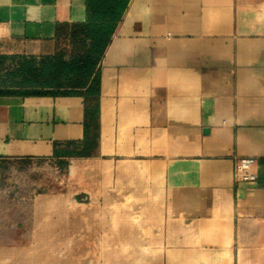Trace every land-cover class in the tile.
Wrapping results in <instances>:
<instances>
[{
  "label": "crops",
  "instance_id": "obj_1",
  "mask_svg": "<svg viewBox=\"0 0 264 264\" xmlns=\"http://www.w3.org/2000/svg\"><path fill=\"white\" fill-rule=\"evenodd\" d=\"M84 19L85 0H0V55H53L58 24ZM98 103L94 152L56 156L82 147L84 98L0 95V159L124 163L142 199L170 202L205 241L264 250V0H130ZM242 157L255 181L236 180Z\"/></svg>",
  "mask_w": 264,
  "mask_h": 264
},
{
  "label": "rangeland",
  "instance_id": "obj_2",
  "mask_svg": "<svg viewBox=\"0 0 264 264\" xmlns=\"http://www.w3.org/2000/svg\"><path fill=\"white\" fill-rule=\"evenodd\" d=\"M104 159H0V264H264V250L205 241L203 225L142 199L124 163Z\"/></svg>",
  "mask_w": 264,
  "mask_h": 264
},
{
  "label": "trees",
  "instance_id": "obj_3",
  "mask_svg": "<svg viewBox=\"0 0 264 264\" xmlns=\"http://www.w3.org/2000/svg\"><path fill=\"white\" fill-rule=\"evenodd\" d=\"M130 0H85V19L58 24V50L41 57L15 56L13 68L0 71V95L82 96L86 103V136L82 147L55 145L56 156H88L97 145L100 95V62ZM69 48L61 46L62 39ZM9 57L0 55V65ZM93 125V128L89 127ZM68 147V149H67ZM71 147V148H69ZM65 163L66 159H58Z\"/></svg>",
  "mask_w": 264,
  "mask_h": 264
},
{
  "label": "built area",
  "instance_id": "obj_4",
  "mask_svg": "<svg viewBox=\"0 0 264 264\" xmlns=\"http://www.w3.org/2000/svg\"><path fill=\"white\" fill-rule=\"evenodd\" d=\"M256 160L253 157H242L235 165V178L238 181H255L257 172L255 170Z\"/></svg>",
  "mask_w": 264,
  "mask_h": 264
}]
</instances>
